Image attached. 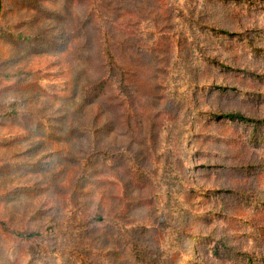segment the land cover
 Returning a JSON list of instances; mask_svg holds the SVG:
<instances>
[{"label": "rangeland", "instance_id": "1", "mask_svg": "<svg viewBox=\"0 0 264 264\" xmlns=\"http://www.w3.org/2000/svg\"><path fill=\"white\" fill-rule=\"evenodd\" d=\"M234 113L264 120V0H2L0 264H264Z\"/></svg>", "mask_w": 264, "mask_h": 264}, {"label": "trees", "instance_id": "2", "mask_svg": "<svg viewBox=\"0 0 264 264\" xmlns=\"http://www.w3.org/2000/svg\"><path fill=\"white\" fill-rule=\"evenodd\" d=\"M1 2H2V0H1ZM94 8H95V6H94ZM0 18H1V13H0ZM100 23H102V26L104 27V25H105L104 17L101 18ZM102 34L104 37L102 36V38L100 40H101V45L103 47V53H104V56H105V58L109 64V66H108L109 69L112 70V69L117 68L115 56L113 53V48L110 45L109 34L106 32V30L103 29ZM225 118H228V119L233 120V121L237 120V121L245 123V124H253L257 128L259 126H264V120L251 119V118H248V117H246L240 113H234V114L226 116Z\"/></svg>", "mask_w": 264, "mask_h": 264}, {"label": "water", "instance_id": "3", "mask_svg": "<svg viewBox=\"0 0 264 264\" xmlns=\"http://www.w3.org/2000/svg\"><path fill=\"white\" fill-rule=\"evenodd\" d=\"M1 10H2V2L0 0V13H1Z\"/></svg>", "mask_w": 264, "mask_h": 264}]
</instances>
